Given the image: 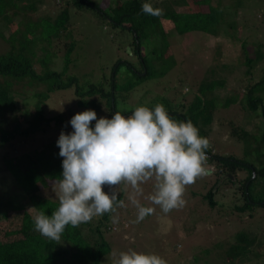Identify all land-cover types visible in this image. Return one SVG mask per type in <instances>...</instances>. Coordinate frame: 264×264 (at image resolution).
<instances>
[{
	"label": "trees",
	"instance_id": "obj_1",
	"mask_svg": "<svg viewBox=\"0 0 264 264\" xmlns=\"http://www.w3.org/2000/svg\"><path fill=\"white\" fill-rule=\"evenodd\" d=\"M259 1L190 0L182 6L184 0H122L116 6L105 0L106 6L100 7L95 0H0V39L9 46L7 52L0 54V149H7L1 161L21 187L8 201L0 199L3 206L0 213L7 221L6 226L0 224V264H103L111 254L113 246L105 234L114 228L110 217L115 213L100 216L94 224L91 220L78 228L69 226L59 241L36 232L32 218L39 211L51 215L58 206V201L40 195L41 189L48 188L51 181L62 178L58 135L62 131L72 132L71 118L88 109L94 110L98 118L110 119L116 111L130 115L134 108L122 111L120 105L128 102L135 86L156 75L159 78L167 75L171 61L175 67L177 55L172 54L168 43L174 31L180 36L197 32L215 39H223L224 35L234 41L241 40L245 60L235 61L236 55L232 54L224 56L223 64L208 71L218 83L204 80L202 95L197 94L188 105L185 99L175 102L162 94L145 100L141 106L151 108L157 103L163 104L173 118L191 120L200 135L210 140L207 176L214 175V182L208 183L201 197L196 193L193 196L197 201L194 209L199 208L202 218L211 220L218 235V240L211 244L215 246L212 253L215 259L206 263L264 264V130L253 136L240 123H227L231 136L245 144L241 158L219 153L211 136L219 106L230 109L239 105L247 117L264 123V72L260 81H253L254 71L261 65L264 68V39L260 40L264 38V10ZM145 3L159 11L151 14L142 11ZM87 9H92L116 35L130 33V51L138 57V67L120 59L98 82L70 72L71 57L77 50L71 13ZM165 22H172L173 26L166 27ZM251 42L257 43L253 56L247 45ZM142 43L145 48L157 43L158 50L142 55ZM157 63L165 67L159 71ZM36 64H40V72ZM241 67L247 68L246 74ZM16 86H36L37 91L32 95L34 112L24 111V116H14L20 107L17 98L29 99L21 90H15ZM58 91L73 92L70 98L76 100L74 111L70 107L55 115L50 112L47 102ZM30 116L24 127L20 118L26 120ZM44 122H54L47 138L44 137L47 131L41 128ZM42 137L53 147L46 157L40 155L43 145L35 144ZM21 196L28 198V208L35 210L29 212L26 207L15 205L13 201ZM116 196L119 204V193ZM217 227L223 229V234ZM202 260L200 255L191 258L195 264H203Z\"/></svg>",
	"mask_w": 264,
	"mask_h": 264
},
{
	"label": "rangeland",
	"instance_id": "obj_2",
	"mask_svg": "<svg viewBox=\"0 0 264 264\" xmlns=\"http://www.w3.org/2000/svg\"><path fill=\"white\" fill-rule=\"evenodd\" d=\"M95 1L100 7L106 6L105 0ZM110 1L117 6L121 4L122 0ZM161 1L163 2V0ZM184 1L185 3L182 6H186V3L188 4L190 0ZM249 3L251 5L253 1ZM259 3L263 6L264 10V0H260ZM173 6L169 5L171 8ZM258 16L261 18L260 12ZM233 17L235 16H231V18ZM165 25L166 27L173 26L172 22H165ZM71 30L73 39L77 44V50H75L71 57L73 60V65L70 68L71 73L88 77L98 82L107 74L105 71H112L113 65L120 59L122 61L128 60L135 67H138V57L132 56V52L130 51V45H132L130 33L126 32V34L116 35V31L111 27L105 26L92 9H87L83 12L73 11L71 13ZM243 30L245 31V29ZM241 34L242 29L240 28L237 31V35L240 37ZM6 35L8 36L9 33L7 32ZM222 38L215 39L214 36L197 32L180 36L175 31L172 32L168 43L169 48L173 51L172 54L177 55L174 60L175 67H173V61H171L168 64L167 75L162 78L156 75L146 82H141L135 86L128 102L120 105L122 111L141 106L145 103V100L150 101L156 95L166 94L169 99L175 102H183L185 99L186 105L195 100L197 94L202 95V83H204V80L210 83H218L217 78L211 77L208 71L223 64L225 60L224 56L232 54L233 56L236 55L234 58L235 61L239 58L242 62L245 60L241 50V40L234 41L225 38L224 35ZM262 39L264 38H260V40ZM155 44L157 43H151L148 45L149 48H145L146 46L142 43L144 46L142 48V55L149 54V50L152 51V49L158 50V46ZM256 44L254 42L247 44L248 48L251 47L250 56L254 55ZM63 49L64 46L62 45L60 47L61 54L64 53ZM8 50L9 46L5 41L0 39V54ZM159 61L161 60L156 59V62ZM157 66H160L158 70L161 71L163 69L162 67H165V64L160 65L157 63ZM35 67L38 72L41 71L40 64H36ZM261 67L254 71V82L260 81L263 77L262 71L264 72V68ZM169 68L171 69L169 70ZM241 71L246 74L247 68L241 67ZM228 79H231V77H228ZM232 84L233 86L236 85L235 83ZM40 87L38 89H41ZM226 88L231 89L227 86ZM16 89L27 94L29 99L25 101L21 97L17 98L20 107L14 116L22 117L24 116L22 115L24 111L34 112L33 104L35 102L33 100L35 99L32 95L37 91L36 86H26L24 88L16 86ZM72 94L73 92L68 91L55 92L50 101L47 102V108L54 115L60 111H68L70 107L74 111L76 109V100L70 98ZM66 98L69 100H66ZM221 102H218L216 106ZM246 115L239 105H233L230 109L219 106L216 109L215 122L211 128V136L213 146L219 153L241 158L245 152V144L231 136V131L227 124L229 121L240 123L253 136L258 135L264 130V123L261 120L251 119ZM12 116L8 115L9 118ZM20 119L23 120L22 123L26 127V121L30 120L31 116L26 117V120L23 118ZM10 124L6 125V127H10ZM94 124L95 121H93V126ZM53 125L54 122L50 124L44 122L42 125V130L47 131L45 132V138L51 135L53 129L51 126ZM44 137L37 139L35 144L37 146L43 145V154L41 153L40 155L46 157L50 155V150L53 147ZM53 138H56V136L54 135ZM31 148L35 149V146ZM6 150L0 149V199L5 202L8 201V197L21 191V187L18 186L13 176L6 170V165L1 161ZM209 176L205 175L202 178H198L195 183L186 186L184 193L186 205L168 214L162 213L159 207L153 205L148 199L152 192L151 182L143 184V193L136 197L132 196L131 189L125 190L123 187H105V192L109 194L115 192L117 195L119 193L122 202L119 203L115 212V216L118 217V223H112L110 221L111 228H114L108 230L105 234V238L112 243L113 250L119 252L135 249L138 252L156 253L162 256L167 261V264H188V262L189 264H195L194 261H191V258L194 259L198 255L203 258V264H207V260L215 259V256L212 254L215 246L213 247L211 244H214L218 240V235L215 233L216 229L213 227L214 225L211 220L207 221L202 218L198 213L199 208L197 210L194 209L197 201L193 198L195 193L197 197H201L208 183L211 185L214 182V175ZM51 183L52 181L48 188L41 189L40 195L57 201L55 193L51 188ZM27 200L28 198L21 196L13 202L18 207L23 206L31 209L30 207L28 208L29 204ZM140 206L152 207L154 208V212L137 222L138 208ZM0 210L3 211V206H0ZM99 218L100 216L94 217L92 219L93 224L97 223V219ZM0 224L3 226L7 224L2 213H0ZM219 230L223 234V229L219 228ZM112 260L113 258L110 254L106 257L103 264H112Z\"/></svg>",
	"mask_w": 264,
	"mask_h": 264
},
{
	"label": "clouds",
	"instance_id": "obj_3",
	"mask_svg": "<svg viewBox=\"0 0 264 264\" xmlns=\"http://www.w3.org/2000/svg\"><path fill=\"white\" fill-rule=\"evenodd\" d=\"M142 11L159 10L145 3ZM69 123L72 132L62 131L57 140L62 178L51 183L58 206L51 215L39 211L32 218L34 230L49 240L59 241L69 226L78 228L94 217L115 213L118 197L105 187L131 189L136 197L143 193L142 185L151 182L148 199L168 214L186 205V186L207 175L209 138L201 136L191 120L173 118L163 104L137 106L130 115L116 111L110 119L88 109ZM153 212L140 206L137 222ZM110 218L118 223L117 216ZM111 256L112 264H167L159 254L135 249L113 250Z\"/></svg>",
	"mask_w": 264,
	"mask_h": 264
},
{
	"label": "water",
	"instance_id": "obj_4",
	"mask_svg": "<svg viewBox=\"0 0 264 264\" xmlns=\"http://www.w3.org/2000/svg\"><path fill=\"white\" fill-rule=\"evenodd\" d=\"M233 179V178H232Z\"/></svg>",
	"mask_w": 264,
	"mask_h": 264
}]
</instances>
